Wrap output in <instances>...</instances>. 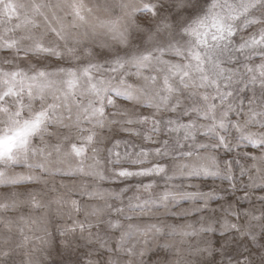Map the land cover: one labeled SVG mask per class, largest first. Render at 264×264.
I'll return each mask as SVG.
<instances>
[{"label":"snow or ice","instance_id":"snow-or-ice-1","mask_svg":"<svg viewBox=\"0 0 264 264\" xmlns=\"http://www.w3.org/2000/svg\"><path fill=\"white\" fill-rule=\"evenodd\" d=\"M85 7L0 0V264H31L17 251L35 240L51 239L57 254L68 240V258L53 264H85L80 253L87 264H123L140 238L209 234L215 243L197 250L207 257L197 264H264V214L241 203L264 205V176L253 179L264 166V0H213L185 29L194 46L66 64ZM76 233L95 243L73 258ZM161 254L147 264H165Z\"/></svg>","mask_w":264,"mask_h":264},{"label":"clouds","instance_id":"clouds-1","mask_svg":"<svg viewBox=\"0 0 264 264\" xmlns=\"http://www.w3.org/2000/svg\"><path fill=\"white\" fill-rule=\"evenodd\" d=\"M83 2L86 6L87 22L73 29L74 39L69 42L76 49L77 56L66 58L65 63L78 64L91 60L94 63L107 66L116 58H128L151 49L154 44H166L171 41L184 47L194 46L195 36L189 35L185 29L194 27L197 21L209 15L213 0H83ZM100 21L116 22L118 31L114 32L109 27L100 26ZM5 119L0 115V127H3ZM192 149L193 151L198 150L195 145L192 146ZM208 150L212 151L211 148ZM235 155L238 160L237 167L243 168L247 154L244 151H239ZM240 157H245V159L241 160ZM258 176H264V166L261 167L259 173H253L254 180ZM61 179L70 186L78 183L76 178H57L55 183H60ZM198 179H205V177ZM207 179L212 181L214 186L219 185L218 180H212L210 177ZM237 179L239 180V177ZM239 184L241 189H248L251 199L253 187L249 186L248 177L245 176L243 180H239ZM115 190L113 189V191ZM236 198L240 199L239 196ZM241 203L248 204L249 212L255 211L257 214H264L261 212L264 205H261L259 200L255 205L244 200H241ZM57 219L60 218L56 216V206L53 205L51 223H55ZM49 231L51 232V225ZM34 235L43 237L44 233L35 232ZM210 235L209 237H197L191 241L168 236L161 240L159 237L150 236L147 238V244L143 238H140L134 242L137 244L136 252L128 260L123 261V264H141V252L143 253L142 264H147L148 256L161 249L163 254L160 255V259L163 260L164 254L167 255L165 264H197L198 259L207 258L198 256L197 250L211 247L215 243L211 240ZM76 236L80 242L71 240L73 258H75L78 249L83 248L87 251V245L95 243L80 233H76ZM242 238V236L237 237V239ZM58 243L60 245L59 254H57L51 239L48 240V243L35 240L27 249L17 251V259L19 260L24 251H27L31 264H53V262L66 260L68 252L65 249L68 248L69 242L61 237ZM165 243L170 246L164 247ZM80 258L87 264L88 258L83 256V253H80Z\"/></svg>","mask_w":264,"mask_h":264}]
</instances>
